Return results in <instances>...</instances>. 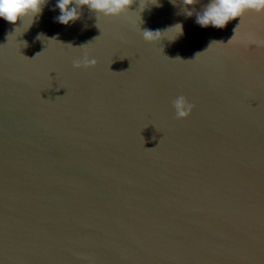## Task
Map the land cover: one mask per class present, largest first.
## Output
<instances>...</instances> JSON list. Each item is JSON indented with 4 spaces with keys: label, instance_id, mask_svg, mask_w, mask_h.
Listing matches in <instances>:
<instances>
[{
    "label": "water",
    "instance_id": "obj_1",
    "mask_svg": "<svg viewBox=\"0 0 264 264\" xmlns=\"http://www.w3.org/2000/svg\"><path fill=\"white\" fill-rule=\"evenodd\" d=\"M154 2L0 19V264H264V14Z\"/></svg>",
    "mask_w": 264,
    "mask_h": 264
},
{
    "label": "clouds",
    "instance_id": "obj_2",
    "mask_svg": "<svg viewBox=\"0 0 264 264\" xmlns=\"http://www.w3.org/2000/svg\"><path fill=\"white\" fill-rule=\"evenodd\" d=\"M133 2L134 0H57L56 7L60 10V15L56 19L59 23L67 25L79 18L80 12L78 9L82 6H87L95 12L98 20L101 17L120 16L129 12L130 5ZM172 2L175 3V0H172ZM199 2L200 0H183L185 14L192 16L193 12L187 6ZM47 3L48 0H0V19L12 25H16L20 21L21 26L25 25L27 21L26 30H28ZM158 3L159 0H155L153 4L158 5ZM140 7L141 10L144 8L142 3ZM249 11L264 14V0H207L202 11L196 14V23L203 28L224 29L229 22L237 18L241 19ZM169 29L176 30L175 38L183 34V24L177 23L163 31L144 29L142 36L147 42H157L162 38H166ZM37 39H44L43 34L38 35ZM96 63L97 60L90 58L88 53L85 52L83 59L74 61V67H90L95 66ZM172 106L175 109L177 119L188 118L195 107L184 95H178L172 101Z\"/></svg>",
    "mask_w": 264,
    "mask_h": 264
}]
</instances>
